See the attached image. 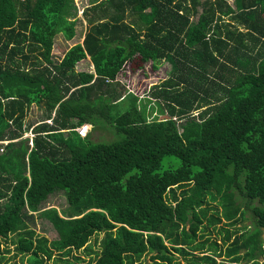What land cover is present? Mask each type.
Wrapping results in <instances>:
<instances>
[{"label": "trees", "instance_id": "trees-1", "mask_svg": "<svg viewBox=\"0 0 264 264\" xmlns=\"http://www.w3.org/2000/svg\"><path fill=\"white\" fill-rule=\"evenodd\" d=\"M77 11L0 0V260L16 235L27 264H264V0H89L82 42L54 62ZM87 58L93 72L77 71ZM134 61L170 64L149 91L167 117L148 119L117 79ZM32 105L43 118L30 146ZM86 125L121 138L92 141ZM59 194L64 214L47 209ZM239 199L251 231L236 228Z\"/></svg>", "mask_w": 264, "mask_h": 264}, {"label": "rangeland", "instance_id": "rangeland-1", "mask_svg": "<svg viewBox=\"0 0 264 264\" xmlns=\"http://www.w3.org/2000/svg\"><path fill=\"white\" fill-rule=\"evenodd\" d=\"M228 3H232L233 0H226ZM76 8L78 7V11L76 12V23H75V37L71 41H66L62 35H57L54 40V46L52 49V57L54 62H58L61 60L63 54L66 52V50L71 47L74 44L81 43L83 39V34L85 32V22L80 17V12L82 7L88 6L89 0H74ZM195 18H193L194 20ZM128 21V20H127ZM120 75H118L117 79L119 80L120 84L123 86V88L127 92H131L139 99H141L142 104L146 105V113L148 116V119H152L154 117H157L158 119H162L167 117L163 102L155 100L152 98L149 94L150 88L153 85L159 84L161 80H164L168 77V72L170 71V64L168 62L161 61V64L159 65V68L154 70L152 69V63L147 62L145 64H141L138 61L134 62H128L126 66L124 67ZM77 71H93L92 65L89 61V59H85L77 64L76 67ZM145 100H149V103ZM196 115V114H194ZM43 118V110L41 107H37L35 105H32L27 113V116L25 118V125H26V136H31V127L38 123ZM28 125H30L28 127ZM98 129L92 128V126H88L85 129H88L89 138L93 141H99L102 143H106L108 141H114L119 140L121 136H116L114 133H112L111 129L108 127V130H101V125L97 126ZM85 131V130H83ZM85 136V133L82 134ZM114 136V138H113ZM25 137V136H24ZM30 140V138H29ZM98 143V142H94ZM1 153V150H0ZM54 197V198H53ZM52 197V201L47 205V209L55 208L56 210H59L63 214L66 213L67 210V202L65 200V197L62 194L54 195ZM209 199V198H208ZM239 204L242 210L246 211V207H244V201L242 199H239ZM57 205V206H56ZM52 206V207H51ZM34 216V220L27 221V225L30 229H32L36 235L39 237H45L46 239L50 240L55 237V232L51 226V223L46 219H40L36 215ZM226 223L219 224L220 226H224ZM253 218L249 211L245 212V219L244 221L238 223L236 225V228L239 229V231H251L253 229ZM211 233L210 236L207 234L206 237L210 238L211 240L217 241V243H221L220 237L223 235L216 234V230L208 229ZM264 233V232H263ZM103 238V234H99L91 239V246L93 250H98V242ZM262 238V245L264 246V235L261 236ZM17 240L16 235H12L7 239L6 243H4V250H7V252L4 253V259L0 260V264H27L26 263V257L24 256H15V245L14 243ZM77 256H82L84 253L82 252H75L73 253ZM58 256V255H56ZM178 257V260L181 263L183 262L182 257L176 255ZM72 260V259H70ZM258 262H263L264 255L257 257ZM73 261V260H72ZM217 262H220L221 259L216 258ZM49 264H52L49 262ZM59 264V263H58ZM227 264V263H226ZM244 264V263H239ZM246 264V263H245ZM249 264V263H247Z\"/></svg>", "mask_w": 264, "mask_h": 264}, {"label": "clouds", "instance_id": "clouds-1", "mask_svg": "<svg viewBox=\"0 0 264 264\" xmlns=\"http://www.w3.org/2000/svg\"><path fill=\"white\" fill-rule=\"evenodd\" d=\"M80 14H81V13H80ZM92 69H93V67H92ZM92 72H93V71H92ZM45 122L48 123V124H50V121H49V120H48V121H45ZM36 125H37V124H35L34 127H35ZM88 126H89V125H86V126H84V127H81V128H79V130H80V129H83V128H87ZM34 127H33V126L31 127V130H30V131H31V133H30L31 136H30V137H29V136H26V133H27V132H26V133L23 135V137H22V138H27V139H28V143H29L30 146H32V139H33L34 136H35V135H34V132L32 131V129H33ZM77 130H78V129H77ZM85 131L87 132L88 129H85ZM24 136H25V137H24ZM29 138H30V140H29Z\"/></svg>", "mask_w": 264, "mask_h": 264}, {"label": "built area", "instance_id": "built-area-1", "mask_svg": "<svg viewBox=\"0 0 264 264\" xmlns=\"http://www.w3.org/2000/svg\"><path fill=\"white\" fill-rule=\"evenodd\" d=\"M81 13V12H80ZM83 130H85V128H83V129H78V132L82 135L83 133H86V131H83Z\"/></svg>", "mask_w": 264, "mask_h": 264}]
</instances>
